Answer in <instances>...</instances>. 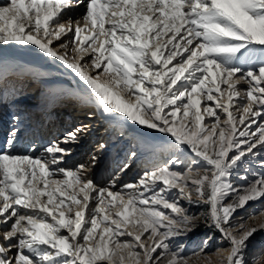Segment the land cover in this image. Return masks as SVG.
<instances>
[{
	"label": "snow or ice",
	"instance_id": "snow-or-ice-1",
	"mask_svg": "<svg viewBox=\"0 0 264 264\" xmlns=\"http://www.w3.org/2000/svg\"><path fill=\"white\" fill-rule=\"evenodd\" d=\"M13 46L66 65L90 89L84 102L121 136L139 125L166 143L133 136L128 162L100 186L96 155L67 161L87 126L19 149L13 115L0 145V264H190L180 241L201 225L228 245L205 264H249L264 221L232 220L264 199V0H6L0 63ZM142 153L166 158L118 187ZM249 157L259 171L243 167ZM238 171L247 173L240 186Z\"/></svg>",
	"mask_w": 264,
	"mask_h": 264
},
{
	"label": "bare ground",
	"instance_id": "bare-ground-1",
	"mask_svg": "<svg viewBox=\"0 0 264 264\" xmlns=\"http://www.w3.org/2000/svg\"><path fill=\"white\" fill-rule=\"evenodd\" d=\"M5 3L6 1L1 2L0 5H4ZM85 11L86 9L82 5L80 7H75L71 9V12L69 14L72 16L73 20H75L76 18L82 16L85 13ZM18 60H23L24 62H27L29 64H35V63H38V64L33 65V67L30 69H24L20 67L17 70H15L18 73H20L19 75L21 76H25V75L27 77L31 76L28 78H26L25 76L23 80H21L20 78L16 79L17 76H13L12 79L14 82H18L17 85L13 86V82L9 84L8 86L0 85V95L2 99L4 100V102H7V105L4 108V110H7L5 118L9 119L10 120L9 122H11L12 121L11 118L13 115H18L20 118L22 117V115H28L30 117L25 119L23 116L22 119H24L23 121L25 123L28 122V124H30L33 113L35 111L40 110L43 104L44 105L46 104L45 102L53 101V104L50 106V108L53 107L55 111L51 109V113H56L57 110L59 109L58 111L59 113H57V116L59 117H61L60 115L64 114V111H62L60 107L65 106L66 104L68 105L73 104L77 106L80 105L77 108V112L81 113L80 115L82 116L81 118H79L77 114L73 115L71 112L70 114L72 116L70 114H68L69 116H67L68 117L67 123H70V124H64V121H61V120L56 121L54 125L51 127V130L48 133V136L50 137L51 135H53L50 133L54 132L55 130V131H58V133L60 132L62 134L61 136H59V139H62L63 136L67 132L72 131V128L75 129L76 127H79L81 125L87 126L88 128L87 133L82 134L80 139L76 143L69 145L73 151H72V154L69 157H67V161L72 166H75L76 163L79 164L81 157L84 156L83 155L84 152L87 150L88 151L90 150V146H92L91 145L92 143L98 142L97 143L98 146L96 147V149L97 148L98 149L96 153L90 152L91 155H89V157L96 155L98 158H100V161H101L100 165H102V167L105 170L106 166H109V164L114 162L115 152L118 151V148H120L119 146H122L125 144L121 142H117L119 140L112 139L113 142L115 141L117 143L116 144L114 142L113 144V142H110L109 139L108 141H105L104 139L105 137H103V139L101 138L102 134L107 135L108 138L114 137L115 134H112V133H114L113 131L115 130V128L112 126V122L109 119H107L105 115H102L100 112L96 111V107L94 104L85 103L84 100L82 99L83 97L89 94L90 89L83 83V81L79 79L78 76H76L74 72H72L70 69H67V66L63 65L61 61L56 60L54 58H49L45 54L40 53L39 50L35 46L3 47L2 62L6 61V63H8V62H15ZM6 68L7 67H3L1 71H3V77L7 74V76H5L7 78L8 76H12V75H10L9 72L5 71ZM87 71H91V69L89 68L87 69ZM28 79L31 83V86H29L31 89L27 88L26 90L22 91V89L24 88V85H26L25 81H27ZM36 80L39 81V83L37 85L36 84L34 85ZM78 81H80L79 85L77 84ZM50 82H53V83L57 82L58 84L64 83L62 86L64 87V89H66V96L64 98L56 97V95L59 94L58 91H55L49 94L46 91L44 85L47 86L48 83ZM73 82H75L74 85L76 86H73L72 84ZM57 104H59L58 108H56ZM44 109H42L43 110L42 114L46 113V110ZM69 110L74 111V108L72 107ZM37 113L40 114V111ZM90 113H92V115H90ZM44 119L45 118L43 117L42 122L38 120L35 124V127L37 128L38 132L40 131L43 132L45 130L44 125H42V123L45 122ZM20 125L23 126L22 120H21ZM129 125H131V122H129ZM129 128L131 129V130L129 129V133L134 134L135 132L133 131L140 132L143 135L138 134V133H135L134 135L137 134V136L142 135L144 137L150 136L153 139H155L156 143L158 144L165 141L164 138L160 135L149 134L152 131H148V130L145 131L142 128V126L136 125L134 127H129ZM27 131L29 130H27L26 128H21L20 136H25ZM98 133L100 134L99 139L97 138ZM30 136L32 137V135ZM124 139L125 138L123 137L122 141H124ZM19 141L17 144H19ZM101 144H104L106 147L103 149L100 148ZM37 145H40V144L38 143ZM87 162H90V161L87 160ZM96 171L97 170L95 167L91 169V173L93 172L96 173ZM100 175L101 174H99V176Z\"/></svg>",
	"mask_w": 264,
	"mask_h": 264
},
{
	"label": "rangeland",
	"instance_id": "rangeland-1",
	"mask_svg": "<svg viewBox=\"0 0 264 264\" xmlns=\"http://www.w3.org/2000/svg\"><path fill=\"white\" fill-rule=\"evenodd\" d=\"M24 77L21 76L20 79L23 80ZM28 77H30V76H28ZM28 77L26 76V78H28ZM38 83H39L38 81H35L34 85L35 84L37 85ZM29 86H31V83L28 79L26 81V85H24V88L22 89V91L26 90L27 88L31 89ZM71 105H73V104H71ZM71 105L66 104L65 106H62V107H66L67 110H69L73 107L74 111H71L72 114L73 115L77 114V116L79 118H81L82 117V116H80L81 113L77 112V108L80 105H78V106L77 105L71 106ZM137 126H139V125H137ZM72 130H74V128H72ZM116 130L117 129H115L113 131L114 133H112V134H115L114 137L108 138V136L105 134L101 135L102 139H103V137H105L104 138L105 141H108V139H109L110 142H113L112 139H114V140H119L117 142H121L125 145L119 146L120 148H118V151L115 152L114 162L109 164V166H106L105 170L102 167V165H100L101 161H100V158H98V163L95 166L97 171H96V173L93 172L92 176L94 178V181L97 184H99L100 186L106 185L108 183V181L111 179V177L116 175V173L119 171V168L123 165V163L128 162V153L131 150H135V148H134L135 142L132 139V137L137 136V134L134 135L135 133L142 134L140 132L133 131V132H135L134 134L129 133L130 135L121 136L119 134V131L118 130L116 131ZM148 131H153V130H148ZM97 135H98L97 138L99 139L100 134L98 133ZM157 135H160L163 137L162 134H157ZM123 137L125 138L124 141H122ZM126 138H128V139H126ZM146 139L156 143V140L150 136H147ZM114 142H113V144H114ZM97 143L96 142L92 143L91 144L92 146H90V150L89 151L87 150L88 152L87 151L84 152V154H83L84 156L81 157L80 163H86L87 160L90 161V158H91V157H89V155H91L90 152L96 153V151L98 149V148L96 149V147L98 146ZM163 143H166V140L160 144H163ZM165 158L166 157L162 156V155L153 156V155H150L148 153L138 154V156L135 158V160L132 161L131 167L120 175V185H118V187H120L126 183H134L145 170L150 169L155 164H159ZM82 160H84V161H82ZM87 163H89V162H87ZM76 165H77V163H76ZM243 167L245 169L251 168L252 172L259 171V161L254 160L252 157H249L248 162H246L243 165ZM99 174H101V175L99 176ZM246 174L247 173H245L244 171H238L237 173H234V175L232 177L233 184L236 186L243 185L245 183V181L239 179V177L244 176ZM249 178L251 179V176H249ZM182 204H184V206H186V207H190V209L193 213L198 214L200 212L205 211V208L201 207V206H195V205L189 206L187 204V202H184V201H182ZM262 209H264V199L258 200L256 202H249V204L245 208H243L242 210H238L235 213L233 220H232L233 225H237L239 223L254 224V223H259L261 221H264V216L260 215V212ZM209 235H211L213 238L211 241H209L207 247L204 248V253H201L199 258L194 256L193 253L198 252L201 247H204L202 242L205 239H207V237ZM180 243H183L185 245L184 254L186 256L192 257V259L190 260V264H205V260H204L205 255L210 256L211 259L213 261H215L217 259V256L214 255L213 253H215V251L217 249H226L228 247L227 242L222 239L221 235L218 232L210 230V229L204 227L203 225H201L199 228H197L193 233L189 234L187 237L183 238L180 241ZM254 254L260 255V259L257 261V264H264V231H258L257 233H255L253 235L252 238H250V241L248 244V251H247L249 264H252V257Z\"/></svg>",
	"mask_w": 264,
	"mask_h": 264
}]
</instances>
